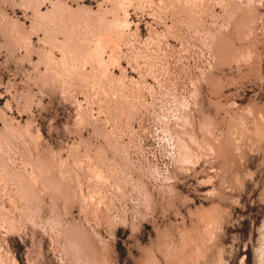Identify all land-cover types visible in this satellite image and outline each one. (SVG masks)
<instances>
[{
	"label": "rangeland",
	"instance_id": "obj_1",
	"mask_svg": "<svg viewBox=\"0 0 264 264\" xmlns=\"http://www.w3.org/2000/svg\"><path fill=\"white\" fill-rule=\"evenodd\" d=\"M0 264H264V0H0Z\"/></svg>",
	"mask_w": 264,
	"mask_h": 264
},
{
	"label": "bare ground",
	"instance_id": "obj_2",
	"mask_svg": "<svg viewBox=\"0 0 264 264\" xmlns=\"http://www.w3.org/2000/svg\"><path fill=\"white\" fill-rule=\"evenodd\" d=\"M237 55H238V53H237ZM259 122V121H258ZM213 148V147H212ZM66 193V192H65ZM156 263V262H155Z\"/></svg>",
	"mask_w": 264,
	"mask_h": 264
}]
</instances>
